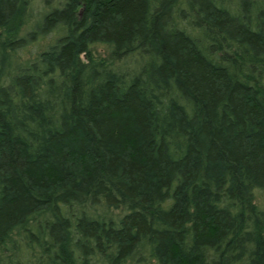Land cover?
<instances>
[{
    "label": "trees",
    "instance_id": "obj_1",
    "mask_svg": "<svg viewBox=\"0 0 264 264\" xmlns=\"http://www.w3.org/2000/svg\"><path fill=\"white\" fill-rule=\"evenodd\" d=\"M209 1L100 0L79 23L74 22L69 8L54 11L53 19L63 20L68 28L56 60L48 64L60 66L64 78L85 74L79 56L87 40L112 41L115 48L137 41L150 46L162 60L153 69L154 78L175 81L186 99L196 105L189 119L181 109L168 115L171 133L178 124L190 146L182 159L170 156L166 147L158 143L160 127L154 125L149 102L136 87L123 92L113 75L104 81H88L82 90L90 96L88 103L83 107L77 104L71 115L63 117L59 131H49L41 138L42 144L39 138L28 144L6 128L4 110L12 108L11 100L0 89V179L4 185L0 195V236L38 208H44L53 219L52 206L57 201L81 204L92 200L97 207V196L116 187L121 208L137 206L141 213L132 212L123 220L121 229L109 233L103 227L100 232L95 223L81 220L78 226L87 238L98 245L117 243L123 253L149 246L163 264H168L165 258L175 247L178 251L174 256L187 264H203L201 252L212 248V264H230L219 243L223 236L233 234L236 223L211 204L214 196L208 187L217 185L219 189L228 179L231 196L243 199L248 189L245 183L264 185V88H256L253 93L237 78L219 76L220 71L209 67L181 33L185 25L181 28L176 21L179 27L171 31L168 27L172 18L180 20L189 10L194 17L191 10L197 2L202 22L214 23L264 53V24L259 32H252ZM27 11L25 0H0V24L6 44L22 28ZM201 21L194 25H201ZM216 58L222 57L217 54ZM91 66L111 65L100 61ZM240 77L246 82L256 78L249 73ZM21 89L31 93L29 83L22 84ZM181 179L175 206L168 212L154 213L156 202ZM191 203L194 206L190 207ZM150 212L151 222L147 220ZM192 220V233L185 234V223L192 224ZM59 221L47 223L56 240L63 227ZM219 228L221 238L217 236ZM127 240L133 244L127 245ZM230 243L224 251L234 256L238 248L235 240ZM41 249L47 251L48 247L41 242ZM252 256L259 262L264 260V240L257 244ZM27 257L22 255L20 261ZM104 257L109 258L107 254ZM60 259L61 264H78L67 240L62 243Z\"/></svg>",
    "mask_w": 264,
    "mask_h": 264
},
{
    "label": "rangeland",
    "instance_id": "obj_2",
    "mask_svg": "<svg viewBox=\"0 0 264 264\" xmlns=\"http://www.w3.org/2000/svg\"><path fill=\"white\" fill-rule=\"evenodd\" d=\"M99 2L100 0H25L28 11L24 24L9 44H6L2 36L0 24V89L4 90L11 100L12 107L4 110L6 128H9L13 135L18 134L28 144L36 138H39L38 141L42 144L41 138L46 137L49 131H59L63 117L71 115L77 104L83 107L88 103L90 96L82 91L88 81H104L113 75V81L123 92L136 87L143 94L151 106L155 127H160L158 143L166 147L170 156H175L177 160L182 159L188 152L190 142L182 135L178 124H175V133H171V120L168 115L181 109L189 119L196 105L186 99L175 81L170 79L162 82L154 78L153 69L158 68L162 60L153 54L150 46L137 41L126 44L123 48H115L112 41H98L96 38L87 40L79 56L85 74L75 79L64 78L60 66L48 64L50 60H56L58 47L65 39L68 28V24L63 20L53 19L54 11L57 8H69L74 22L79 23ZM209 3L230 19L237 21L240 26H249L252 32H259L264 24V0H210ZM189 11L184 14L185 18L184 15L180 20L172 18L169 31L176 26L180 25L182 28L185 25V31L181 33L191 41L192 48L196 49L199 57L207 62L209 67L220 71L219 76L237 78L253 93L256 88H264V53L214 23L202 22L203 13L197 2L191 10L195 14L194 17ZM197 20L202 22L201 25H194ZM60 35L62 36L59 38ZM217 54L222 58L217 59ZM100 61L111 66H91L92 62ZM63 62L61 60V63ZM245 73L256 76L255 80L243 81L240 76ZM25 83H29L31 93L26 94L21 89ZM91 162L94 163V160ZM182 182L181 179L176 187L167 191L163 198L156 202L153 206L154 213L157 210L168 212L175 206L176 189L179 191ZM245 184L248 189L243 199L237 195L231 196V183L228 179L220 184L219 189L217 185L208 187L214 196L211 204L236 223L233 234L230 237L223 236L219 247L223 250V257L228 258L230 264H264V260L259 262L252 256L257 244L264 240V185L249 181ZM3 186L0 179V195ZM115 189L116 187H111L109 193L99 194L97 198L100 203H96L97 207L93 206L92 200L83 201L81 204L79 201H57L54 208L52 206L53 219L46 214L44 208L24 215L0 236V264H61L60 250L66 240L78 264H163L162 258L149 246L132 248L129 253H123L117 248V243L98 245L81 233L78 226L81 220L88 224L95 223L100 232L103 227L109 233L110 230L121 229L123 220L132 212L141 213L136 205L132 209V206L122 209ZM191 206L194 205L191 203ZM151 215L150 212L147 219L149 222ZM198 217L195 215L196 220ZM57 220L63 222L58 240L50 234V228L47 226L48 222L53 225ZM193 222L194 220L192 224L185 223V234L192 233ZM220 229L217 232L219 237ZM231 240H235L238 248L234 256L233 253L224 251L231 246ZM41 242L47 245V251L41 249ZM125 242L127 245L133 244L131 240ZM173 250L163 262L187 264L183 260H177L174 254L178 249L175 247ZM201 253L203 264H212V256L209 254L214 255L215 251L210 248ZM24 254H28V257L26 261L21 262ZM105 254L109 256L108 259H105Z\"/></svg>",
    "mask_w": 264,
    "mask_h": 264
}]
</instances>
